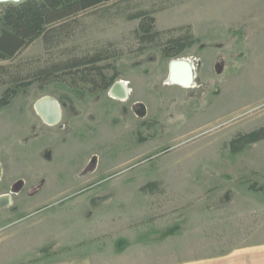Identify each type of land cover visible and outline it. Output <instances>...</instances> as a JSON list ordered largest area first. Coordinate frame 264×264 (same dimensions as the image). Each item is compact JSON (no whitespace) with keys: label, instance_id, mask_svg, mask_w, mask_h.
I'll use <instances>...</instances> for the list:
<instances>
[{"label":"rangeland","instance_id":"rangeland-1","mask_svg":"<svg viewBox=\"0 0 264 264\" xmlns=\"http://www.w3.org/2000/svg\"><path fill=\"white\" fill-rule=\"evenodd\" d=\"M138 12L159 32L190 27L197 42L177 59L195 89L165 86L160 48L138 51ZM51 38L0 61V99L37 68L92 56L129 96L51 82L0 107V194L9 183L14 202L0 212V264H208L239 246L264 204V140L229 146L264 128V0H116ZM42 97L58 125L35 114Z\"/></svg>","mask_w":264,"mask_h":264},{"label":"trees","instance_id":"trees-1","mask_svg":"<svg viewBox=\"0 0 264 264\" xmlns=\"http://www.w3.org/2000/svg\"><path fill=\"white\" fill-rule=\"evenodd\" d=\"M113 1L116 0H23L20 4H0V61L12 60L38 39H42L47 46L54 33L78 15ZM129 19L139 21L134 32L139 52L160 48L162 58L175 60L197 42L188 26L159 32L155 29V19L149 13L138 12ZM171 32L179 34L166 37ZM102 61L100 56H92L37 68L24 78L27 82L15 84L3 92L0 107L8 105L19 88H27L32 84L42 87L51 82L68 81L74 89L78 85H85L89 87L90 93L106 92L117 76L107 77L104 68L98 66ZM2 69L0 75L6 74ZM263 140L264 128H261L232 140L229 143L230 151L235 154L241 152L245 145ZM154 189V184H150L143 190L153 193Z\"/></svg>","mask_w":264,"mask_h":264},{"label":"crops","instance_id":"crops-1","mask_svg":"<svg viewBox=\"0 0 264 264\" xmlns=\"http://www.w3.org/2000/svg\"><path fill=\"white\" fill-rule=\"evenodd\" d=\"M42 125L49 128L43 123ZM8 189L9 183H6L4 188L1 190L2 193L0 196L8 194ZM13 206L14 202L10 200L9 206L0 209V212L9 211ZM259 213H261V215L258 217ZM256 217L258 220L255 223L252 222L250 225V223L247 222L248 224H246V226L248 230L246 229L244 235L241 237L242 243L239 246L224 249L216 248L210 253L208 257V264H264V204L260 206L259 204L257 205Z\"/></svg>","mask_w":264,"mask_h":264},{"label":"bare ground","instance_id":"bare-ground-1","mask_svg":"<svg viewBox=\"0 0 264 264\" xmlns=\"http://www.w3.org/2000/svg\"><path fill=\"white\" fill-rule=\"evenodd\" d=\"M177 60H173L170 63H173ZM184 67L176 69V72L172 74L170 72L169 64V75L168 80L165 83V86H178L185 90H193L196 88L194 84V67L193 65L183 59L182 60ZM172 66V65H171ZM170 73L172 75H170ZM129 93L128 88L124 82H118L114 89L109 94V97L112 100L119 102H126L128 99ZM34 112L35 114L43 121V124L47 127L55 126L60 123L62 118V111L58 103L51 97H42L34 103ZM11 200V198H10Z\"/></svg>","mask_w":264,"mask_h":264},{"label":"water","instance_id":"water-1","mask_svg":"<svg viewBox=\"0 0 264 264\" xmlns=\"http://www.w3.org/2000/svg\"><path fill=\"white\" fill-rule=\"evenodd\" d=\"M0 4H14L12 3V0H5V2H2ZM177 61L173 62V63H170V72L172 74H174V72H176V69H181L184 67V64L182 62L183 59H176ZM172 65V66H171ZM170 73V75H172ZM117 83H114V85L111 87V89L116 85ZM110 89V90H111ZM1 177H2V170L0 168V180H1ZM10 194H5V195H2L0 196V209L2 208H5L7 206H9L10 204Z\"/></svg>","mask_w":264,"mask_h":264},{"label":"clouds","instance_id":"clouds-1","mask_svg":"<svg viewBox=\"0 0 264 264\" xmlns=\"http://www.w3.org/2000/svg\"><path fill=\"white\" fill-rule=\"evenodd\" d=\"M2 2H5V0H0V3H2ZM22 2H23V0H12V3H14V4H20Z\"/></svg>","mask_w":264,"mask_h":264}]
</instances>
